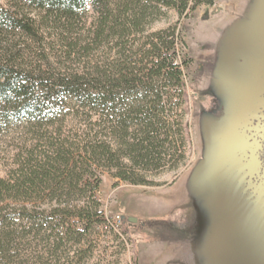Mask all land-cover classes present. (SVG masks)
Instances as JSON below:
<instances>
[{"label": "trees", "instance_id": "obj_1", "mask_svg": "<svg viewBox=\"0 0 264 264\" xmlns=\"http://www.w3.org/2000/svg\"><path fill=\"white\" fill-rule=\"evenodd\" d=\"M216 1L0 0V131L26 135L0 174V264L18 230L55 250L111 228L104 171L149 185L184 159V42L176 23L151 26Z\"/></svg>", "mask_w": 264, "mask_h": 264}, {"label": "rangeland", "instance_id": "obj_2", "mask_svg": "<svg viewBox=\"0 0 264 264\" xmlns=\"http://www.w3.org/2000/svg\"><path fill=\"white\" fill-rule=\"evenodd\" d=\"M163 12L151 30L176 23L188 60L184 159L149 185L104 171L96 198L111 228L55 250L49 233L18 230L7 264H264V0ZM21 130L0 131V174Z\"/></svg>", "mask_w": 264, "mask_h": 264}, {"label": "water", "instance_id": "obj_3", "mask_svg": "<svg viewBox=\"0 0 264 264\" xmlns=\"http://www.w3.org/2000/svg\"><path fill=\"white\" fill-rule=\"evenodd\" d=\"M128 220H129L130 222H136V218H134V217H129Z\"/></svg>", "mask_w": 264, "mask_h": 264}, {"label": "flooded vegetation", "instance_id": "obj_4", "mask_svg": "<svg viewBox=\"0 0 264 264\" xmlns=\"http://www.w3.org/2000/svg\"><path fill=\"white\" fill-rule=\"evenodd\" d=\"M261 113H264V111H263V112H261ZM263 122H264V120H263ZM263 122H262V124H263Z\"/></svg>", "mask_w": 264, "mask_h": 264}, {"label": "built area", "instance_id": "obj_5", "mask_svg": "<svg viewBox=\"0 0 264 264\" xmlns=\"http://www.w3.org/2000/svg\"><path fill=\"white\" fill-rule=\"evenodd\" d=\"M117 219H118V217H117Z\"/></svg>", "mask_w": 264, "mask_h": 264}]
</instances>
